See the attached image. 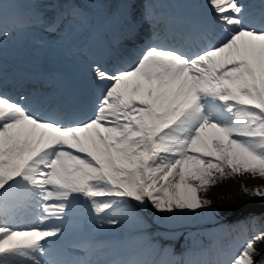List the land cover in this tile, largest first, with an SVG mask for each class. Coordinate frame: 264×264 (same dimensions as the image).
<instances>
[{"label":"snow or ice","instance_id":"6c2138e0","mask_svg":"<svg viewBox=\"0 0 264 264\" xmlns=\"http://www.w3.org/2000/svg\"><path fill=\"white\" fill-rule=\"evenodd\" d=\"M208 4L224 34L217 42L199 47L208 37L189 32L183 40L195 52L148 43L126 69L97 64L100 94L87 120L44 119L0 95V264H57L45 259L48 246L76 202L116 226L128 199L195 212L211 205L207 194L224 179L264 178V27L252 25L239 0ZM0 35H8L2 20ZM26 214L36 222L19 225ZM259 241L264 232L230 264H255Z\"/></svg>","mask_w":264,"mask_h":264},{"label":"bare ground","instance_id":"6f19581e","mask_svg":"<svg viewBox=\"0 0 264 264\" xmlns=\"http://www.w3.org/2000/svg\"><path fill=\"white\" fill-rule=\"evenodd\" d=\"M8 1H15V0H0V3L2 2V5L7 3ZM28 1V0H26ZM31 2H45L46 0H30ZM133 0H131L132 2ZM27 4V3H25ZM16 5V6H14ZM19 5H24V3L22 2H16V3H11V4H7L5 5V7L2 10V12L6 15V16H10L12 14H18L19 13V9L21 8ZM127 8V15L131 16L132 12H133V8L129 5L126 6ZM246 7V6H245ZM125 20L122 23L123 27L126 26H130V21H128L126 19V17L124 16ZM193 20L195 19V17L192 18ZM105 19H103V21L100 22V24H104L105 23ZM4 45H9L8 43H5ZM87 46L89 47L90 52L92 53V55H96V51L100 50V51H105L106 49L103 48V45L100 43H87ZM14 52V51H13ZM27 60H33L36 61V59L34 57H32L31 55L27 54ZM3 61L5 59H2ZM8 61V60H7ZM41 63L45 64L46 69L53 74V77L56 76L57 72L60 71L61 75H63V73L67 70L68 72L71 71V69H69L68 65L66 63L64 64H60L59 68H57L54 65V60L51 59L49 62L45 63V60L41 61ZM21 76V75H19ZM74 79H77L76 75H73ZM42 92V90H41ZM30 94H35L34 92H31ZM55 95H53V99L51 100V103L54 105L55 110H54V114H65L67 112L73 113L74 110H79V102H77L75 105H72L66 98L63 100V102L58 105L55 103V101L59 102L60 100H62L61 97L57 96V98H54ZM248 174H243V175H235L233 176L231 179H224L222 180L219 184H217L215 187L211 188V190L209 191V193L207 194V197L209 199H211L212 201L218 202V203H222L225 205V207L227 208H231L230 210H227L228 213L231 214H235L236 211H245V201L242 202V206L241 204L239 205V201L241 202V199H243L241 191H239V185L241 183V181L243 179H245V177ZM217 203V204H218ZM151 204V202H150ZM151 207L154 208V206L151 204ZM74 209L76 210V208L74 207ZM83 216V215H82ZM81 217V216H80ZM53 222H51L52 224ZM103 243H105L106 247L114 250H117V253L122 255L123 258H129L130 255H132L134 253L135 250L140 249L142 250V252L144 254H153L156 256H160L159 251L157 249H159V246L156 248V250H150V246L154 247V242H149L146 243L141 237L139 236H133L130 240H125L124 238L120 239L119 241H114L113 239H111V237L107 236L105 237V239L103 240ZM147 244L148 247H145ZM98 253V252H97ZM96 253V254H97ZM161 259H165L166 255L160 256Z\"/></svg>","mask_w":264,"mask_h":264},{"label":"rangeland","instance_id":"374dc122","mask_svg":"<svg viewBox=\"0 0 264 264\" xmlns=\"http://www.w3.org/2000/svg\"><path fill=\"white\" fill-rule=\"evenodd\" d=\"M57 1H59V0H57ZM258 180H260L261 181V184L262 183H264V178H260V177H256V178H253L251 175H247L246 176V179H244L243 181H242V186H246V185H248L250 182H252V183H256V181H258ZM242 202L243 201H239V205L241 204V206H242ZM212 203H218V202H215V201H213ZM220 206V205H219ZM223 206V205H222ZM195 212H198V210L197 211H195ZM157 214V216H158V213L161 215L162 214V212H159V211H157L156 212ZM232 230H233V228H231V229H223L219 234H218V238H217V232H216V230L214 231V228L213 229H211L210 231H209V233L210 234H212L211 235V237H213L214 239H215V242L217 243L218 242V239L219 238H222V237H229V234L232 232ZM176 237H174V238H172V240L174 241V243H176L177 242V240L175 239ZM196 239H197V237L195 236V234H192V235H187V236H185V241H184V247H187V245H188V243L189 242H191V244L192 245H195V243H196ZM248 240H239V242L238 243H236V244H234L233 245V247L232 248H230L231 250H227V252H228V254H229V256H231V258H235V256L239 253V250L243 247V245L247 242ZM255 249H256V255L254 256V260H255V263H256V261H257V259L259 258V257H263L264 256V241H259L256 245H255Z\"/></svg>","mask_w":264,"mask_h":264}]
</instances>
